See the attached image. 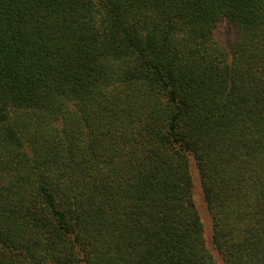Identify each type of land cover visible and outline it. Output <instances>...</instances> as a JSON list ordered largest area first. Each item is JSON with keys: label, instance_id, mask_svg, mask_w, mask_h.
<instances>
[{"label": "trees", "instance_id": "16d2710c", "mask_svg": "<svg viewBox=\"0 0 264 264\" xmlns=\"http://www.w3.org/2000/svg\"><path fill=\"white\" fill-rule=\"evenodd\" d=\"M193 170L264 264V0H0V264H218Z\"/></svg>", "mask_w": 264, "mask_h": 264}, {"label": "rangeland", "instance_id": "374dc122", "mask_svg": "<svg viewBox=\"0 0 264 264\" xmlns=\"http://www.w3.org/2000/svg\"><path fill=\"white\" fill-rule=\"evenodd\" d=\"M194 169V168H193ZM193 175H194V181H195V192H194V198H195V202L197 205V208L199 210L202 222L204 224V228H205V238H206V242H207V246L210 250V252L214 255L216 261L218 264H223L220 257L217 254V251L214 249L212 242H211V222H210V218L209 215L205 209L204 203L202 201V197H201V192L198 186V181H197V177L196 174L193 170Z\"/></svg>", "mask_w": 264, "mask_h": 264}]
</instances>
